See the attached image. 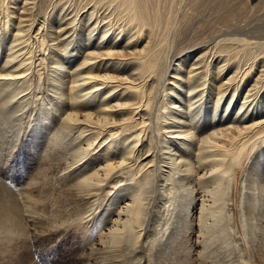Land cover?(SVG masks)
<instances>
[{
	"label": "bare ground",
	"instance_id": "bare-ground-1",
	"mask_svg": "<svg viewBox=\"0 0 264 264\" xmlns=\"http://www.w3.org/2000/svg\"><path fill=\"white\" fill-rule=\"evenodd\" d=\"M83 1L67 6H60L61 0L22 1L23 14L18 12L13 38L0 63V158L4 160L0 164V242L12 239L16 252L13 259L18 264H28L32 262L30 238L57 242L66 237L59 245L65 244L67 250L72 242L69 238L78 236L68 227L81 222L82 250L74 264H149L150 253L154 254L155 264H237V256L244 255L233 250L238 232L234 233L230 214L236 205L232 195L238 168L252 150V159L241 178L245 182L240 188L244 236H239L246 238L255 262L264 264V114L253 117L257 101L247 102L249 95L264 86V40L254 41L259 49L246 59H237L235 51L228 53L222 41L210 46L192 39L179 41L185 28H179L177 37L167 45L166 65L184 49L180 48L182 44L189 48L190 43H195L197 55L188 72L201 68L197 72L203 76L209 66L216 65L217 74L225 77L215 102L217 106L218 98L224 96V107L217 118L216 110L212 111L207 126L203 116L196 119L191 111L201 91L188 94L187 101L180 103L171 100L176 86L168 90L164 86L167 66L163 69L160 65L164 60L160 59L159 48L155 49L149 22V8L155 0H120L130 14L125 25L130 30L135 28L126 43H107L101 50L99 44L105 35L102 32L98 42L86 47L80 62L68 66L63 74L66 81H62L59 73L64 61L57 52H64L71 42L76 19L94 14L88 28L91 33L105 18L102 12L97 15L98 6L90 9L93 4ZM250 1L260 10H246L245 22L232 23V31L243 34L235 38L241 44L252 43L249 39L255 37L264 39V0ZM33 2L38 10H28L31 6L26 4ZM4 3L0 0L2 25L14 16L8 14L13 11H8ZM56 5L60 6L58 15L62 12L59 20L66 19L51 32L46 28L51 25L49 16ZM195 11L213 13L211 20L233 22L232 10ZM193 14L189 18H195ZM146 31L148 39L136 48L132 40L138 41ZM251 46L254 48V44ZM112 56L120 59H115L114 64H124L121 69L119 65L114 68L116 73H108L105 66H100L102 58ZM97 57L99 63L93 67L92 60ZM125 65H130L131 70L125 71ZM258 66L259 74L248 87L254 91L243 95L237 110L228 116L226 109L238 86L247 82ZM175 67L170 76L176 83L179 68ZM101 89L106 91L96 99V91ZM215 119L216 124H211ZM177 138L180 144L190 145L192 153L180 149L179 143L171 148L175 142L170 139ZM6 177L16 181L13 185H20L17 195L25 194V204L33 211L31 223L22 215L14 188L2 181ZM176 178L181 186L185 184L187 194L177 210L181 212L179 219L168 203V180ZM107 193L110 195L103 201ZM0 262L6 264L1 257Z\"/></svg>",
	"mask_w": 264,
	"mask_h": 264
},
{
	"label": "rangeland",
	"instance_id": "rangeland-1",
	"mask_svg": "<svg viewBox=\"0 0 264 264\" xmlns=\"http://www.w3.org/2000/svg\"><path fill=\"white\" fill-rule=\"evenodd\" d=\"M4 1H5L4 4L7 5V10L8 11L9 10L13 11V12L9 11L8 14L10 15V13H13L11 15H14V16H11V18H10L11 20H9L6 25H5V23L2 25V23H1L2 19L0 21V29H1L0 30V35H1L0 37L3 38L2 40H0V60H1L0 63H2V61L5 59V54L7 52L6 48H7L8 44L10 43L11 38H13V34H14V30H15L13 26L18 22L19 14H23L22 11L24 9H23L22 6H23L24 2H22V1H25V0H4ZM29 1H32V0H29ZM33 1L35 2V0H33ZM72 1L71 0L70 1L69 0H66V1L65 0H61V2H63V3H59V4H60V6L61 5H66L67 6L68 4L75 5V3L77 1L82 2L83 0H77V1L76 0H72ZM86 1H89L90 4H93L90 7V9L93 6L94 7L98 6L99 10L96 11L97 7L94 10L96 11L97 15H98V13L100 14V12H102V14L104 13L105 18H104V20H102L103 22L101 21L102 23L101 22L99 23L100 25L96 26V28L91 31V33H89L88 28H90V24L92 25V22L94 21L93 20L94 14L90 18L88 17V14H85V18L83 17L84 16L83 15L79 19H76V21H75L76 24L73 26V29H72L73 32H72V34L70 36V38H72L71 42L68 44V46H67V48L65 49L64 52H59V51L57 52L58 54L60 53L59 56L62 58L61 60L64 61L62 63L63 66H64V69L61 70L62 74L59 73V75L63 78L62 81H64V82L66 81V76H64L63 74H65L66 70L69 68L68 66H71V67L73 66L74 67V65H76L78 62H80L81 58L83 57V53H84V50L86 49V47L90 46L92 43L98 42L100 40V35H101L102 32H105V35L102 38L103 40L100 43L101 45L99 44V47H100L99 49H101V50L105 48L103 46L105 44H107V43H111V44H115V45H117L118 43H121V44L126 43V41L128 40L129 36L132 34L131 32H133L134 29H135V28H133L132 30H130V28L127 27V25H125L124 22H127L129 20L130 14H129V11L121 4L120 0H118V1L117 0H94V1L86 0ZM193 1L194 0H191V1L187 0V2H186V0H171V1L170 0H159L157 2V0H155L152 3V6L149 8V10H151L150 13H149L150 14L149 22L151 24L152 32H154L153 33V37H154V40H155V47H156L155 49L159 48L158 51L161 52L160 59H162V57H163V60H164L163 62L160 63V65H161V67L163 69H164V67L167 66V68L165 69L164 76H163L164 77V79H163L164 86L167 87V90L169 89L168 87H170V86H173L172 88H174L176 86L175 90L173 89V95L171 97L172 98L171 100H177L180 103H184V102L187 101L186 99H187L188 94L189 95H196V93L198 94V92L201 91L200 95H198L199 96L198 97L199 100L196 102L198 107L196 106L195 108H192L191 111L193 112L192 114L195 115L196 119H198L199 117L203 116V118H201V119L203 121H205V124L208 126V121L210 120V116L212 114V111L216 110L215 118H217L219 111H221V109L224 107V102H225L224 101V96L221 98V100H220V98H218L217 106H215V102H216V99H217V96H218V92L223 88V85L221 83L225 79V77H223L222 74H217L216 65L209 66L207 74L203 75L204 77L201 75L202 72L201 73L197 72V70L200 71L201 68L196 69L195 70L196 73H195V71H192L190 73L188 72L189 67H191V62L195 59V57L197 55V49H194L195 47H193V46L196 45L195 43H190L189 48H188V46L182 44V46L180 48H184V49L180 50V52L175 55V59H173V61H172V59L170 60V64L169 65H166V63L168 62V59H166L165 56H166V54H167V56L169 54V53H167V45H169L173 41V39L175 37H177V35H178L177 33H178L179 28L180 29L185 28L186 33L182 34L181 35L182 37L180 36L179 39H181V40H179V41H182V40L189 41V40L192 39V41L194 40L195 42H197V41L207 42V43H209L208 46L214 44L216 41H219L218 43H221V41H222L221 44H226V47H224V48H226L227 52L229 51L228 53L232 54L231 52L235 51L236 58L239 55L237 59H246L247 56L249 58L252 53L257 51L256 49H259V47H258L259 44L258 43L256 44V42H254V41H262L264 39L263 38H258V37L251 38V39L248 38L250 40V42L252 41V43L241 44L240 42H237L235 38H240V36L243 37V34H239V33H236V32L232 31L233 30V24L245 22V20L243 21V16H245L244 14L246 13V10H249V9L250 10H260L258 8V6H253V4L255 3L254 1H250V0H195L196 1L195 3ZM34 2L26 4V6H31L30 9H28V10H38L36 8V5L34 6ZM112 2H115V3L112 4ZM157 4H159V5H157ZM192 4H193V6H192ZM109 5H111L112 7L111 6L108 7ZM11 6H13V7H11ZM60 6L56 5L52 9L53 13L50 12L49 18H51V21H50L51 25L49 26V24H48V26L46 28V29H48V31H51V32L54 31V29H57L59 24L66 19V17H63L61 19L62 20L61 21L58 18V17H60V15L62 13L61 12L58 15ZM155 6H156L157 9L155 8ZM157 6H159V7H157ZM181 6H182V9H181ZM191 7H193V8H191ZM114 8L117 11L113 10ZM169 9H170V11H168ZM173 9H174V11H173ZM165 10H167V11H165ZM195 10H232V15H231L232 19H231V21H233V22L228 23L229 21H226V20H224V21H221V20L219 21L218 20L217 21L216 18H215V20L214 19L211 20L213 18V13H211L212 15L210 13H208L206 15H203L202 12H197ZM233 10H235V11L233 12ZM105 11L107 13H105ZM191 11L193 13H195V14H193V16H195V18H193V19L189 18L191 13H192ZM18 12H21V13L18 14ZM168 12H170V13H168ZM177 12H179V13H177ZM239 12H241L242 14L239 13ZM188 13H189V15H188ZM233 13H234V16H233ZM114 14H115V19L113 18ZM154 14L156 16H153L154 17L153 18L152 15H154ZM173 14H178V15H173ZM0 16H1V14H0ZM174 16H176V17H174ZM199 16H200V18H199ZM127 17H129V18H127ZM80 19H81V21H80ZM123 19H124V21H123ZM205 19H207V20H205ZM166 20H167V22H165ZM10 21H11V25L8 24ZM104 21H106V22H104ZM172 22H174V23H172ZM226 22H227V24H226ZM167 23H169V25ZM198 23H199V25H198ZM122 25L123 26L125 25L123 30L121 29ZM166 26H167L168 29L166 28ZM148 28H149L148 26L145 27V29L147 31L149 30ZM5 29L7 31L4 34V36L2 37L3 31ZM147 31L143 32V34L141 35V37H140V39L138 41L132 40V43L135 44L134 46H136V48L140 47L148 39ZM168 31H169V33H168ZM222 31H224V32H222ZM227 31H229V32H227ZM220 32L223 33V34H221ZM255 33H257V32H255ZM203 34H204V36H203ZM224 34H225V36H224ZM165 35H167V37ZM52 36H53V34H52ZM160 36H161V39H160ZM5 37H7V38H5ZM231 38H234V39H231ZM221 39H223V40H221ZM254 39H256V40H254ZM231 40H232V43H231ZM184 41H182V42H184ZM160 42H162V43H160ZM73 44L76 46V48L74 50L71 49L74 46ZM250 44L251 45L254 44V48ZM237 46L240 47V48L238 49ZM235 49L237 51H239V53ZM253 50H254V52H253ZM244 55H246V57ZM66 59H67V62H65ZM115 59H118V58H115L113 56L110 57V58H107V60H106V58H102L101 62H100V66H102V65L105 66L103 68H105V71H107L108 73H116L117 71L114 68H116L117 65H119V68L120 67L122 68V65H124V64L122 63V61L120 62V64H118V63L114 64L113 61H115ZM74 61H75V63H74ZM92 61H94L93 62L94 63L93 67L96 65V63H99L98 57L93 59ZM118 61H120V59H118ZM174 66H176L175 67L176 69L179 68V73H178L179 78L177 79L178 81L176 83L172 82L173 78H171V76H170L173 73L172 69L174 68ZM128 69L131 70L130 65H125V71L128 70ZM259 69H261L260 66H258L257 70L255 69L250 74L248 81L247 82L245 81L246 83L244 82L243 84L238 86L239 88L236 90L232 102L228 105V108L226 109V113H227L228 116L232 115V113L237 110L236 107H238L240 105V103L243 101L242 99L244 98L245 95H247V93H251V92L254 91V89H251V90L249 89L248 90V87L250 86L251 83L254 82V79L258 76ZM190 75H191V77H190ZM60 76H59V79H61ZM202 79H203V81H201ZM167 82H172L173 85L171 83H167ZM67 84H69V83L67 82ZM192 86L195 87L193 90H191ZM63 87H64V85H63ZM161 89H162V87H161ZM105 91H106L105 89L97 90L96 92L98 93V95L95 98L98 99L101 95L104 94ZM161 92H162V90H161ZM249 96L247 98V102L248 103L250 101H252L251 104H254L255 100L257 101L256 102V106L254 107V110L252 112V113H254V114H252L253 117L256 116V115L264 114V86L257 93H255V95L252 94V95H249ZM251 104H250V106H251ZM156 107H158V104H155V108ZM242 108H244V106ZM242 108H241V110H242ZM156 112H157V109H155L154 112H153V115H152L153 118L156 117ZM186 116H187V118H189L188 113L186 114ZM153 120H155V119H153ZM223 120H226V119H223ZM210 122H211V124H216L217 120L216 119L214 121L211 120ZM27 125H28V123L24 124V130L25 131H27L29 129L27 127ZM206 125H205V127H207ZM198 129H201L200 126H198ZM170 140L173 141L172 143L175 142L174 145H171V148H173L175 146L177 147L178 144H176V143H179V145H180L179 147H181L180 149H183V151H185V152L192 153L193 149L189 148L190 145H188V144H180V142H178V138L177 139H173V140L170 139ZM174 150H175V148H174ZM252 152L253 151L250 150V152L245 157H243V159H242L241 166L238 168V171H237L238 172L237 173V180L235 181L236 182V188L233 189V195H232V197L234 199V203L236 205L235 206L233 205V213H230V214L232 215V218H233L234 233L237 234V232H238V234L236 235L237 238H238V241L236 243V246L233 245V250H235L236 253H242L244 255V257H243L244 260H243V258H240L239 256H237V258H236L237 264L238 263L239 264H257L255 262V260H254V257L249 252V246H248L249 244H248L246 238H243V240H242V239H240V236H239V234L244 236L243 225L241 224V221H240V216L244 212V211H241V210H243V208L240 205V202H241V199H242V193L240 192V188H241L242 185L245 184V182H242L241 178H242V172H243L244 168L247 167V165L250 163V160L252 159V156H253ZM1 161H4L3 157L0 158V164H2ZM17 168H19V166ZM163 168L167 169V167H163ZM19 169H22V168H19ZM25 173L26 174L27 173L30 174L28 171H26ZM165 174H166V172H165ZM26 176H28V175H26ZM0 177H2L1 174H0ZM2 179H3L2 181L7 183L8 186H10V187L12 186L14 188L13 192L17 196V199L20 200V204H22L21 205L22 206L21 210L23 212L22 215H23V217L25 219L28 218L27 220L30 222L31 217L33 215V211H32L31 208L28 209V207L25 204V202H26L25 194H22L21 197H20V194L17 195L18 192L16 191V188H19L20 185L19 184H14L13 185L12 182L15 183L16 181L15 180H11L8 177L2 178ZM168 181L171 182L170 184L167 185V187L171 186L170 187V191L171 192L169 194L170 201L168 202V203H170L169 207L172 206V208H175V213L177 212V214H178V217H176V218L179 219V217L181 216V212L177 211V210L182 206L183 201L186 200L185 199L187 197L186 189H185L186 186H185L184 183L181 186L180 183H182V182H180L178 180V178H176V181H172V180H168ZM109 195H110V193H107L105 195L104 199H102V200L105 201V199H107V197ZM102 203H104V202H102ZM82 225L83 224L81 222H74L68 227V230L70 229L69 231H73V232L78 233V236L74 237L73 239L69 238L73 243L71 242V244H70V242H69V245H68L69 247H68L67 250H65V247H64L65 244L62 245V246L59 245L62 242H65L66 237L64 239L61 238V240L59 239L57 242H47V240H44V242H43L39 238L33 239V238L29 237L30 238V255L32 256V262L33 263L30 262L28 264H34V263L35 264H74L79 259V255L81 254V250H82V245H81V242H80V241L83 240V235H80L81 233L83 234V231H82L83 227H81ZM86 240L87 241H85V242L90 244V242H88V239H86ZM74 242H75V244H74ZM66 243H67V241H66ZM51 244H52V246H50ZM73 251H76V252H73ZM15 254H16V252H15V249H14V246H13L12 239L9 242H5L4 240L0 242V257H1L2 261L5 260L6 264H11V263L12 264H16L17 261H15L13 259ZM5 256L7 258H5ZM73 261H74V263H73ZM131 264H135L134 261L131 262ZM149 264H155L154 254L153 253H150Z\"/></svg>",
	"mask_w": 264,
	"mask_h": 264
}]
</instances>
